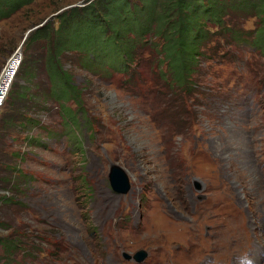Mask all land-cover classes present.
<instances>
[{"label": "rangeland", "instance_id": "374dc122", "mask_svg": "<svg viewBox=\"0 0 264 264\" xmlns=\"http://www.w3.org/2000/svg\"><path fill=\"white\" fill-rule=\"evenodd\" d=\"M86 1L33 0L0 19V175L11 181L0 197L15 199L0 200V224H12L0 237L22 232L20 264H264L260 49L221 42L208 62L199 53L189 92L159 79L166 63L130 82L101 76L87 65L113 55L59 50L55 31L30 39ZM243 29L254 35V16ZM46 55L76 91L64 104ZM113 164L130 177L126 194L112 188Z\"/></svg>", "mask_w": 264, "mask_h": 264}, {"label": "trees", "instance_id": "16d2710c", "mask_svg": "<svg viewBox=\"0 0 264 264\" xmlns=\"http://www.w3.org/2000/svg\"><path fill=\"white\" fill-rule=\"evenodd\" d=\"M32 1L0 0V19L9 17ZM253 16L255 32L252 37H247L243 33V24ZM59 18L57 30L52 23L43 25L35 30L31 41L49 37V32L55 31L58 39L54 47L59 50L80 52L93 46L105 59L112 55L115 59L102 65L93 57L87 67L101 76L95 69L102 70L109 77L119 74L126 77L127 82L133 81L141 71H158L166 63L167 72L159 73V79L163 75L172 80L175 88L188 91L196 84L190 74L196 71L193 67L196 61L201 60L199 53L208 62L212 59L207 57L208 54L217 52L221 42L239 47L247 44L252 51L260 49L264 55V0H139L136 4L129 0H88L85 5L60 14ZM77 34L86 36L78 40L75 38ZM146 52H158L163 58L147 57ZM46 60L54 83L52 92L58 99H63L64 104L70 95L76 96L73 94L76 91L69 84L68 77L57 74L58 70L61 71L59 65L52 63V58L47 55ZM11 62L12 67L15 66L16 60ZM8 168L12 170V165ZM9 178L0 175L6 189L11 182ZM0 200L6 201L5 204L15 201L7 193ZM0 226L10 229L12 224L2 223ZM21 233L15 230L13 234L0 237V250L4 256L0 264H17V261L20 264L16 257L25 248Z\"/></svg>", "mask_w": 264, "mask_h": 264}, {"label": "water", "instance_id": "95a60500", "mask_svg": "<svg viewBox=\"0 0 264 264\" xmlns=\"http://www.w3.org/2000/svg\"><path fill=\"white\" fill-rule=\"evenodd\" d=\"M41 26L42 25L36 28H39ZM109 177L112 188L118 194H126L131 189L130 177L127 174V172L123 169V167L120 166L119 164H113L111 166ZM124 254L126 255L127 258H130V256L127 253ZM147 255L148 254L146 253V251L140 250L135 253L134 259L141 262L147 257Z\"/></svg>", "mask_w": 264, "mask_h": 264}, {"label": "bare ground", "instance_id": "6f19581e", "mask_svg": "<svg viewBox=\"0 0 264 264\" xmlns=\"http://www.w3.org/2000/svg\"><path fill=\"white\" fill-rule=\"evenodd\" d=\"M229 155V154H228ZM247 163H249V161H247Z\"/></svg>", "mask_w": 264, "mask_h": 264}]
</instances>
